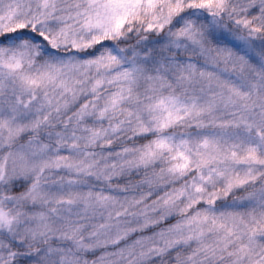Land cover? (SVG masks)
<instances>
[{
  "label": "clouds",
  "instance_id": "clouds-1",
  "mask_svg": "<svg viewBox=\"0 0 264 264\" xmlns=\"http://www.w3.org/2000/svg\"><path fill=\"white\" fill-rule=\"evenodd\" d=\"M0 264H264V0H0Z\"/></svg>",
  "mask_w": 264,
  "mask_h": 264
}]
</instances>
